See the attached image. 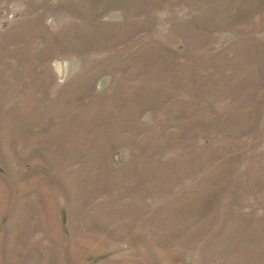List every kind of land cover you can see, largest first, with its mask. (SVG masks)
<instances>
[{"label": "rangeland", "instance_id": "obj_1", "mask_svg": "<svg viewBox=\"0 0 264 264\" xmlns=\"http://www.w3.org/2000/svg\"><path fill=\"white\" fill-rule=\"evenodd\" d=\"M0 264H264V0H0Z\"/></svg>", "mask_w": 264, "mask_h": 264}]
</instances>
